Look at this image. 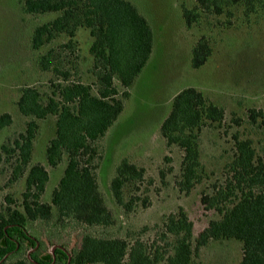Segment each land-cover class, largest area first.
<instances>
[{
    "label": "trees",
    "instance_id": "1",
    "mask_svg": "<svg viewBox=\"0 0 264 264\" xmlns=\"http://www.w3.org/2000/svg\"><path fill=\"white\" fill-rule=\"evenodd\" d=\"M178 1L187 29L203 16L230 19L234 8H240L246 19L264 12V0ZM187 2L193 7L188 8ZM20 5L24 14H55L36 26L31 37L34 50L50 46L38 63L42 72L55 80L51 79V91L45 98L34 87L21 89L17 109L30 120L11 146L0 148V163L13 160L11 181L24 177L20 209L7 207L0 212V264H198L195 259L199 251L216 241H233L240 246L238 264H264V146L258 153L252 140L236 135L232 158L224 165L223 182L200 195L203 209L215 212L217 218L196 236L186 212L178 208L163 220L161 239L165 245L161 250L138 239L127 240L129 237L108 239L83 234L74 250L61 246L49 256H38L37 251L10 261L23 247H37V240L27 229L36 221L54 220L62 227L72 222L102 228L115 224L99 191L93 160L97 144L123 111L131 87L149 63L155 40L149 21L129 0H21ZM79 29L87 30L91 38L88 52L93 82L88 84L72 77L78 73L71 58L77 55L75 37ZM57 39L65 41L54 44ZM210 55L209 41L201 36L191 51V67L199 69ZM259 116L255 110L248 112L251 124ZM48 117L55 118V130L45 148L47 165L56 168L63 159L66 162L46 203L41 200L48 173L41 164L30 162L37 121ZM223 121L224 110L194 88H184L172 97L159 133L165 147H177L182 152L179 191L188 194L206 177L200 160V136L204 130L220 128ZM11 123V116L2 114L0 132ZM144 174L143 168L127 158L116 166L109 189L114 203L124 211H131L135 199L131 194L127 199L126 189L132 193L143 183Z\"/></svg>",
    "mask_w": 264,
    "mask_h": 264
},
{
    "label": "rangeland",
    "instance_id": "2",
    "mask_svg": "<svg viewBox=\"0 0 264 264\" xmlns=\"http://www.w3.org/2000/svg\"><path fill=\"white\" fill-rule=\"evenodd\" d=\"M20 1L0 0V116L7 113L12 119L11 125L0 132V148L1 145L11 146L30 120L17 109L21 89L34 87L45 98L51 91V79L55 80L50 73L42 72L38 63L50 46L38 50L31 46L35 27L53 19L55 14H24ZM129 1L149 21L155 40L149 63L131 87L123 111L97 144L93 160L99 191L115 224L102 228L72 222L62 227L54 220L36 221L27 229L38 242V256H49L54 247L74 250L83 234L108 239L129 237L127 240L138 239L161 250L165 245L161 239L163 220L178 208L186 212L196 236L210 220L217 218L215 212L203 209L200 195L208 193L213 184L223 182L224 165L232 158L233 136L252 140L258 153L264 146V12L246 19L240 8H234L230 19L224 15L203 16L199 23L187 29L178 0ZM187 5L193 7L188 2ZM201 36L208 39L211 55L202 67L193 69L191 51ZM63 41L65 39H57L54 44ZM75 41L77 55L71 60L77 65L78 73L72 77H79L84 84L91 83L88 31L79 29ZM189 87L221 107L224 121L220 128L202 132L200 160L207 175L186 194L177 186L182 152L177 147H165L159 128L170 111L172 97ZM118 90L123 92L121 87ZM249 110L260 112L254 124L248 120ZM37 123L30 164H41L48 173L41 201L49 203L66 159L56 168L47 165L45 148L54 137L55 118L48 117ZM123 158L145 170L143 183L133 188L132 193L126 189L127 199L135 198L129 212L114 203L109 189L115 168ZM7 162L0 163V212L7 207L20 209L24 192V177L11 181L13 160ZM29 250L23 247L21 254L11 256L10 261L25 257ZM240 256L237 243L216 241L201 249L195 262L238 264Z\"/></svg>",
    "mask_w": 264,
    "mask_h": 264
},
{
    "label": "flooded vegetation",
    "instance_id": "3",
    "mask_svg": "<svg viewBox=\"0 0 264 264\" xmlns=\"http://www.w3.org/2000/svg\"><path fill=\"white\" fill-rule=\"evenodd\" d=\"M37 248H38V242H37V247L35 249H31L27 252V256L30 255L31 253L37 252ZM39 259H42V257H39ZM37 264V263H36Z\"/></svg>",
    "mask_w": 264,
    "mask_h": 264
},
{
    "label": "water",
    "instance_id": "4",
    "mask_svg": "<svg viewBox=\"0 0 264 264\" xmlns=\"http://www.w3.org/2000/svg\"><path fill=\"white\" fill-rule=\"evenodd\" d=\"M56 248H60V247H54V248L52 249V251H51V254L54 253V250H55Z\"/></svg>",
    "mask_w": 264,
    "mask_h": 264
}]
</instances>
